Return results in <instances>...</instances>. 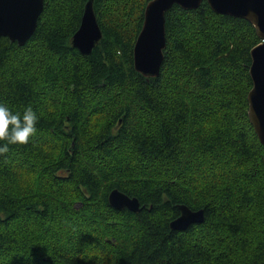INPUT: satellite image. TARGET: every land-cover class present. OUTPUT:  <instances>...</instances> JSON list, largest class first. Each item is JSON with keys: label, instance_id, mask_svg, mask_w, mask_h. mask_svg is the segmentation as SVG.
<instances>
[{"label": "trees", "instance_id": "1", "mask_svg": "<svg viewBox=\"0 0 264 264\" xmlns=\"http://www.w3.org/2000/svg\"><path fill=\"white\" fill-rule=\"evenodd\" d=\"M43 1L24 45L0 38V103L40 117L0 153V264H264L254 27L205 1L174 5L153 78L133 66L150 0H93L89 55L71 43L88 0ZM113 189L141 210L112 208ZM180 204L204 221L172 230Z\"/></svg>", "mask_w": 264, "mask_h": 264}, {"label": "water", "instance_id": "2", "mask_svg": "<svg viewBox=\"0 0 264 264\" xmlns=\"http://www.w3.org/2000/svg\"><path fill=\"white\" fill-rule=\"evenodd\" d=\"M203 1L217 14L248 21L260 39L250 51L252 87L247 95V115L263 147L264 165V0H150L144 8L143 24L133 47L134 69L145 77H157L166 45V12L174 5L186 10L197 9ZM92 2L88 0L85 4L71 41L82 55H89L102 37ZM43 8V0H0V38L24 45L34 34ZM108 203L116 210L128 209L135 213L141 210L136 197H129L118 189L110 191ZM178 209L179 215L169 223L172 230L184 231L204 221L203 209L192 210L185 204H180Z\"/></svg>", "mask_w": 264, "mask_h": 264}, {"label": "clouds", "instance_id": "3", "mask_svg": "<svg viewBox=\"0 0 264 264\" xmlns=\"http://www.w3.org/2000/svg\"><path fill=\"white\" fill-rule=\"evenodd\" d=\"M39 119L31 106L20 112L0 103V153H7L10 145L29 143L37 132Z\"/></svg>", "mask_w": 264, "mask_h": 264}]
</instances>
